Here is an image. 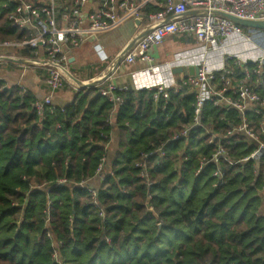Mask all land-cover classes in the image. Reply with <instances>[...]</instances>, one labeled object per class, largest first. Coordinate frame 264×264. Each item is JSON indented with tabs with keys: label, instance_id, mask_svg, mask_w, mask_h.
I'll list each match as a JSON object with an SVG mask.
<instances>
[{
	"label": "trees",
	"instance_id": "1",
	"mask_svg": "<svg viewBox=\"0 0 264 264\" xmlns=\"http://www.w3.org/2000/svg\"><path fill=\"white\" fill-rule=\"evenodd\" d=\"M5 3L0 0V42L30 39L31 29L8 21ZM5 51L34 58L26 46ZM101 87L83 88L70 104L39 115L31 92L0 79V264H264V159L243 161L256 145L235 132L238 113L206 104L204 128L190 127L187 89L154 100L152 92L133 88L117 93L123 104L109 124L113 106ZM248 120L260 133L259 119ZM114 128L117 145L109 153ZM187 128L185 137L171 140ZM205 128L230 142L233 164L220 166L217 188L213 163L195 175L215 149ZM160 145L163 157L144 160L147 187L136 164ZM94 179L97 208L79 185Z\"/></svg>",
	"mask_w": 264,
	"mask_h": 264
},
{
	"label": "built area",
	"instance_id": "2",
	"mask_svg": "<svg viewBox=\"0 0 264 264\" xmlns=\"http://www.w3.org/2000/svg\"><path fill=\"white\" fill-rule=\"evenodd\" d=\"M87 4L88 0H62L61 4L59 0H6L3 6L11 7L7 19L14 27L29 28L34 32L30 39L20 43L0 42V49L26 46L33 51L34 58L18 59L0 55V66L22 60L28 66L44 70V88L49 95L35 102L37 114L41 115L45 108L53 109L55 106L50 94L59 91L64 81L72 82L73 78L65 68L66 48L80 47L87 40L118 25L124 17H145L146 33L136 37L131 48L120 53L115 61L119 60L118 64L127 66L135 62L144 64L143 69L132 74L135 90L152 92L154 100H167L170 90L179 93L182 89H187L193 97L190 127L204 128L206 104L215 109L236 111L240 122L235 132L242 133L256 145L255 150L243 161L264 159V102L260 96L264 92V31H248L220 15L264 22V0H96V6L93 5V9L85 13ZM147 7L159 10L146 15L143 11ZM191 11L193 13L186 16ZM170 37L191 41L194 47L176 54L170 62L156 63L152 57L153 48ZM170 63L185 68L187 75L172 74ZM190 68L196 69L192 75L188 74ZM17 87L22 94L27 93L23 85L18 84ZM126 90L112 83L99 89L100 95L113 106L107 120L109 124H113L114 113L123 104L117 93ZM248 115L259 119L260 133L251 125ZM189 128L171 140L185 137ZM205 132L209 136L207 144H214L215 149L207 161L203 160L199 164L195 175L206 162L213 163L211 177L213 188H217L222 185L223 180L220 166L223 163L233 164L227 152L230 142L209 128H205ZM109 142L105 148L109 147ZM162 147L160 145L154 151L144 154L143 161L136 164L139 177L147 187L152 183L148 180L144 160L153 154L163 157ZM103 165L104 158L95 172L100 181ZM79 185L87 189L92 205L97 208L96 190L90 184L87 186L82 182ZM103 216V212H99V217ZM47 237L52 240L51 235ZM108 241L105 239V242ZM51 246L54 247V243ZM53 259L58 261L56 249Z\"/></svg>",
	"mask_w": 264,
	"mask_h": 264
},
{
	"label": "crops",
	"instance_id": "3",
	"mask_svg": "<svg viewBox=\"0 0 264 264\" xmlns=\"http://www.w3.org/2000/svg\"><path fill=\"white\" fill-rule=\"evenodd\" d=\"M61 2L62 0H59V4H61ZM93 5L96 6V0H88L84 12L88 13L91 11ZM192 13L191 11L188 15L186 14V16ZM146 25L147 20L144 19V17H124L118 25L87 40L80 47L74 48L70 46L66 48L65 68L73 79L71 78L72 82L64 81L63 87L59 91L50 94L52 104L54 106L70 104L75 93L79 91L82 85L91 84L97 80H101V82L98 83L103 87H106L108 83H112L121 89H135L132 74L143 69L144 64L135 62L127 66L118 63L113 65V63L118 58L119 54L122 53L128 45L134 42L136 37L144 33ZM172 39L181 38H167L162 44L153 48L152 57L155 59L156 63L164 64L171 61L164 60L162 62L161 58L165 56L164 54L162 55L163 46H168ZM5 49L7 48L0 49V55H10L18 59L26 58L8 54ZM17 61L15 63L20 65L19 67L11 68L7 64L0 66V79L5 82L8 87L17 86L18 84L23 85L37 98V100L48 96L49 92L44 88V70ZM107 75L108 78L104 77ZM116 145L117 130L114 128L110 134L109 153L115 150ZM97 183L98 180L94 179L90 183V186L97 185ZM259 193L263 199L264 188Z\"/></svg>",
	"mask_w": 264,
	"mask_h": 264
},
{
	"label": "water",
	"instance_id": "4",
	"mask_svg": "<svg viewBox=\"0 0 264 264\" xmlns=\"http://www.w3.org/2000/svg\"><path fill=\"white\" fill-rule=\"evenodd\" d=\"M221 16H223L224 18L232 21L233 23L243 27L244 29H247L248 31H254V30H260V31H264V22H252V21H245V20H240V19H237L233 16H230V15H226V14H220ZM146 32H144L143 34H141L140 36L138 37H141L145 34ZM133 44V42H132ZM132 44L128 45L124 51L122 52L125 53L126 51H128ZM19 63H25L24 61L20 60V61H17ZM119 60H117V62H114L115 63H118ZM113 64V65H114ZM170 65L172 66V69H171V73L174 74V75H183V76H186L187 75V71L185 68H181V67H176V65L174 63H170ZM196 72V69H188V74H194ZM104 77H108L107 76H104ZM98 82H101V80H97L96 82L94 83H91V84H85V85H82L81 88L79 89V91L83 88H90V87H94L95 85L99 84Z\"/></svg>",
	"mask_w": 264,
	"mask_h": 264
},
{
	"label": "rangeland",
	"instance_id": "5",
	"mask_svg": "<svg viewBox=\"0 0 264 264\" xmlns=\"http://www.w3.org/2000/svg\"><path fill=\"white\" fill-rule=\"evenodd\" d=\"M194 47L193 42L184 39H172L168 46H163L162 55L164 54V60H172L176 54L186 52ZM163 57V56H162ZM264 196V193H263ZM263 209H264V197H263Z\"/></svg>",
	"mask_w": 264,
	"mask_h": 264
},
{
	"label": "bare ground",
	"instance_id": "6",
	"mask_svg": "<svg viewBox=\"0 0 264 264\" xmlns=\"http://www.w3.org/2000/svg\"><path fill=\"white\" fill-rule=\"evenodd\" d=\"M183 76V75H182Z\"/></svg>",
	"mask_w": 264,
	"mask_h": 264
}]
</instances>
